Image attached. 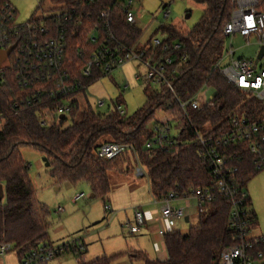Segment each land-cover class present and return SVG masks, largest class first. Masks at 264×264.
Wrapping results in <instances>:
<instances>
[{
	"label": "trees",
	"instance_id": "trees-1",
	"mask_svg": "<svg viewBox=\"0 0 264 264\" xmlns=\"http://www.w3.org/2000/svg\"><path fill=\"white\" fill-rule=\"evenodd\" d=\"M48 1L54 10L82 11L90 16L92 23L97 22L101 11L110 8L112 32L120 42L137 51L144 50L149 44V41L142 44L143 31L137 25L126 22L123 12L125 0ZM190 1L204 7L202 17L192 29L182 31L166 23L153 34L162 31L169 35L168 49L159 50L157 57L173 60L167 68V75L174 93L165 85H160L159 92L150 91L152 83L145 81L147 102L133 115L121 116L112 110L101 114L91 108L81 111L76 98L69 113L70 124H67L66 117L43 126L40 108H14L15 102L30 96L29 91L19 87L16 73L9 71L0 82V116L4 122L0 129V184L4 189V198L0 202V245L11 244L20 262L38 243H48L51 214L46 205L37 201V192L30 177L31 167L22 158L21 148H33L47 158L50 176L58 184H86L94 198H104L111 191L109 163L133 153L126 151L119 158L106 161L97 157V148L106 142L133 146L139 166L146 170L144 175L151 194L160 201L170 193L183 195L190 187L213 184L198 155L191 124L205 134L219 135L228 128L234 114L256 118L264 113L263 103L233 87L215 68L224 54L228 38L224 29L231 20L237 0ZM259 1L264 8V0ZM78 42L72 39L68 51V58L74 63L78 62ZM176 44L180 45L179 49H175ZM76 73L87 86L96 81L95 78L81 79L79 71ZM203 88L214 91L215 107H205L200 111L190 107L188 118L184 117L178 101L188 102ZM160 111L175 119L174 128L183 130L178 136L179 144L168 151L148 150L145 144L152 137V127L159 122L155 115ZM151 123L152 127H149ZM240 168L245 187L260 173L251 164L240 165ZM229 217V203L218 197L205 213L200 214L198 225L190 227L187 233L178 229L165 237L166 261L151 260L144 254L136 256L143 264H219L222 251L236 243ZM250 219L252 230L257 225L253 211H250ZM253 253L256 258L258 254L262 255L256 259V264H264V241L256 245ZM83 255H76L79 264H112L120 256H103L85 263Z\"/></svg>",
	"mask_w": 264,
	"mask_h": 264
},
{
	"label": "built area",
	"instance_id": "built-area-1",
	"mask_svg": "<svg viewBox=\"0 0 264 264\" xmlns=\"http://www.w3.org/2000/svg\"><path fill=\"white\" fill-rule=\"evenodd\" d=\"M135 2L136 0H125L123 6L124 18L131 25L137 24L133 11ZM164 8L163 17L168 19L171 14L170 6ZM17 19L18 13L10 1L0 0V51L16 45L0 67V82L9 71L16 73L19 87L29 91L30 96L15 102L14 108H40L43 126L57 122L62 116L68 117L73 101L87 91L88 86L78 78L76 70L81 79L95 78L97 81L111 76L130 62L139 61L147 71L143 77L137 75L138 79L165 85L174 93L167 75V68L173 64V60L169 57H157L159 50L168 49L169 35L165 32L158 31L149 39L144 50L137 51L120 42L112 32L110 8L101 11L95 23L90 22V16L82 11L68 10H57L53 15L39 18L34 16L25 23H20ZM224 33L230 38L239 34L246 39L247 44L255 37L261 49L264 46V8L260 1L237 0ZM72 39L79 40L80 46L76 63L68 58ZM179 48L180 45L176 44L175 49ZM234 55L235 51L231 47L227 53L229 60L224 63L222 57L215 68L233 87L264 104V69L259 70V62L256 64L245 58H235ZM207 89L209 88H203L188 102L178 101L184 117L188 118L190 107L198 111L205 107H215L214 95L207 96ZM105 106L106 101H97L98 109ZM109 107L121 116L127 115L125 105L119 100L112 101ZM0 121H3L1 116ZM175 125L173 117L164 115L159 119L151 129L152 137L146 142V149L168 151L178 145V136L183 130L174 128ZM191 127L198 145V155L213 184L190 187L183 195L170 193L166 198L156 200L161 205L160 216L155 219L159 225L158 234L165 239L169 233L178 230V222L186 217L185 208L175 207V202L194 199L198 213L203 214L218 197H223L230 205L229 224L236 243L222 251L219 264H256V259L262 255L258 254L256 258L253 252L256 245L264 241V237L251 236L250 196L241 181L240 165L251 164L255 171H264V113L256 118L234 114L228 128L219 135L205 134L192 124ZM174 129L179 131L177 136L172 135ZM126 151L137 158L133 146L115 142L100 145L96 155L99 159L113 161ZM136 171L139 175H144L140 166ZM81 199H86L85 194L75 196L74 202ZM105 209L112 213L110 206L106 205ZM145 226V214L138 209L134 211L133 221L123 224V228L131 235L139 234ZM80 240L73 239L58 246L38 243L20 264H51L67 252L75 256L84 253L85 246ZM12 250L11 244L3 243L0 245V257Z\"/></svg>",
	"mask_w": 264,
	"mask_h": 264
},
{
	"label": "rangeland",
	"instance_id": "rangeland-1",
	"mask_svg": "<svg viewBox=\"0 0 264 264\" xmlns=\"http://www.w3.org/2000/svg\"><path fill=\"white\" fill-rule=\"evenodd\" d=\"M9 1L16 9L18 13L17 20L20 23L28 22L33 16L39 18L57 13V10H54L55 8L48 0ZM165 6H170L171 14L168 19L163 17ZM203 10V6L190 0H136L133 7L137 20L136 25L143 31L142 44L148 43L150 37L153 36L161 24H172L182 31L192 29L202 17ZM231 47L235 51V58H245L254 62L260 49L255 37H252L250 44H247L246 39L239 34L234 38L228 37L224 46V63L229 60L227 53ZM258 68L259 70L264 69V58L259 61ZM146 71L145 66L139 61H133L115 71L111 76H105L93 82L88 86L85 93L77 96V100L80 102V110L91 108L95 112L105 114L111 110L109 105L112 101L120 100L126 107L127 115H133L147 102L145 80L137 78V75L143 77ZM149 90L159 92L161 87L160 85L151 84ZM206 93L207 96L214 95L212 89H207ZM99 99L106 101L104 108L98 109L97 101ZM163 116L164 113L160 111L156 113L155 118L159 120ZM66 122L67 124L71 123L69 116ZM152 124L149 127H152ZM3 125L4 122L0 121V129ZM178 133L179 131L174 129L172 135L177 136ZM20 153L22 158L30 164V177L37 192V201L46 205L51 212L47 242L55 246L66 244L77 238L86 242L87 235H89L97 241L96 243H99L97 249L100 252V243L105 242L106 238H111L109 237L111 235H122L123 224L127 221H123V223L121 221L122 215L116 217V213L106 211L105 206L110 197L109 194L117 196L119 200L124 202L119 207L123 210V214L125 211L128 214L132 211L131 209L135 204L134 200H139L140 195L149 196L146 175L136 177L134 166L138 167L139 164L138 157L136 158L134 155H126L118 161L109 163L110 193L104 198H90L92 191L86 184L73 185L70 182L58 184L50 176V168L46 167L43 161L45 157L38 150L24 147L20 149ZM141 169L146 173L144 168ZM246 188L251 200L250 211H253L257 217V225L251 230V236H264V171L253 177L247 183ZM82 193L85 194L86 199L74 202L75 196ZM131 196L134 197V200ZM61 209L64 211L61 212ZM199 221L200 214L197 212L190 223L179 221V230L187 233L189 228L198 225ZM125 233H127L126 230ZM137 235L139 236V234ZM84 257H86L87 263L93 260L87 256V253L83 255ZM58 260L69 261V264H78L77 257L72 253L64 254L51 264L56 263ZM0 264H20L18 253L12 250L5 256L0 257Z\"/></svg>",
	"mask_w": 264,
	"mask_h": 264
},
{
	"label": "crops",
	"instance_id": "crops-1",
	"mask_svg": "<svg viewBox=\"0 0 264 264\" xmlns=\"http://www.w3.org/2000/svg\"><path fill=\"white\" fill-rule=\"evenodd\" d=\"M134 167H135L134 170L136 172V177L145 176V175L141 176L137 173L136 170L139 166L138 167L134 166ZM147 185L149 190V196L140 195L139 200H134V197L131 196L135 204L133 206L134 209L132 208L131 209L132 211H130L129 213L130 215L127 213V211H125L123 214L122 212L123 210L119 207H121V205H123L124 202L119 200L117 196H113L109 194L110 197L108 198V202H107V205L111 207L112 213L113 212L116 213V217L122 215V220H121L122 222L123 221L125 222L126 220L133 221V217H134L133 211H135V209H138L145 214L146 226L139 233V236L129 234V232L121 225L122 235L114 234L109 236L111 238H106L105 242L100 243L101 250L99 252L97 249L99 243H96L97 242L96 240H94L89 235H87L86 242L81 240V243L85 246L84 254L87 253V256H89V258L93 260L99 257H103V255L107 257L120 255L112 264H143V262L137 258L136 254H144L151 260L166 261L168 259L164 238L159 236L158 234L159 225L155 221V219L160 216L161 205L159 202H156V200L152 196L148 180H147ZM174 206L185 208L186 217L183 219L185 223H190L192 217L195 215V213L198 212L196 208L197 202L194 199L190 201H177L174 203ZM62 211L64 210L61 209V212ZM124 229L127 231V233H125ZM48 239H49V234H48ZM82 261L87 263L86 257L84 258L82 257ZM54 264H69V261L58 260Z\"/></svg>",
	"mask_w": 264,
	"mask_h": 264
},
{
	"label": "water",
	"instance_id": "water-1",
	"mask_svg": "<svg viewBox=\"0 0 264 264\" xmlns=\"http://www.w3.org/2000/svg\"><path fill=\"white\" fill-rule=\"evenodd\" d=\"M187 18H189V16H187ZM16 45L10 47L9 49L5 50V51H0V67L2 65V63L10 56V54L12 53V51L15 49ZM264 58V46L260 49L257 59H256V64L261 61ZM64 117L62 116L61 119H63ZM43 161L45 162L46 167H49L50 164L47 160V158H44ZM4 198V189L3 186L0 184V202L3 200ZM90 198H94V195L91 194Z\"/></svg>",
	"mask_w": 264,
	"mask_h": 264
}]
</instances>
